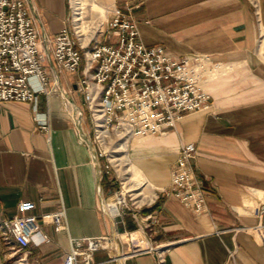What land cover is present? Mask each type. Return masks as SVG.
Instances as JSON below:
<instances>
[{
    "label": "crops",
    "instance_id": "obj_1",
    "mask_svg": "<svg viewBox=\"0 0 264 264\" xmlns=\"http://www.w3.org/2000/svg\"><path fill=\"white\" fill-rule=\"evenodd\" d=\"M96 1L110 11L130 7L145 45H160L178 56L205 55L211 64L203 82L212 98L209 108L185 113L166 134L128 146L133 183L141 180L144 191L155 193L140 210L141 216L156 219L147 230L153 244L167 246L168 264H264V243L240 230L258 222L264 226V214L259 220L253 213L264 204V0ZM27 2L40 28L49 73L36 110L31 102H0V216L17 215L20 204L29 201L36 203L32 213L39 218L65 210L68 227L59 232L41 221L42 233L25 251L6 243L0 232V264H22L23 253L28 264H64L76 240L111 235L114 249L93 256L94 262H104L123 252L119 238L127 243L125 231L143 228L129 212L123 224L105 212L117 177L105 175V158L90 143L91 121L80 90L85 74L61 70L51 53L50 41L72 27L71 0ZM31 82L40 87L35 78ZM36 114L48 121V132L39 127ZM186 143L196 145L193 167L207 194L201 213L158 192L169 186L171 168ZM107 202L122 201L112 196ZM113 264H157V257L145 252Z\"/></svg>",
    "mask_w": 264,
    "mask_h": 264
},
{
    "label": "built area",
    "instance_id": "obj_2",
    "mask_svg": "<svg viewBox=\"0 0 264 264\" xmlns=\"http://www.w3.org/2000/svg\"><path fill=\"white\" fill-rule=\"evenodd\" d=\"M72 22L71 28H62L50 41L51 53L61 70L73 73L82 70L85 74L80 90L85 95L91 121L93 133L90 143L98 156L105 158V175L112 172L113 165L102 143V134L111 145L126 141L129 146L135 139L166 134L175 128L185 113L210 107L211 94L203 87L206 80L204 71L211 65L209 58L205 55L178 56L163 46L145 45L140 40L130 7L127 11L121 8L110 11L106 21V42L91 38L82 44L74 25V14ZM43 44L36 16L27 0H0V102H31L36 110L38 93L46 91L44 83L49 73L43 65ZM33 78L40 87L32 85ZM34 119L42 130L49 131L47 120L39 118L38 114ZM100 129L103 133L99 132ZM196 155L194 143L183 144L171 168L169 186L158 192L173 195L201 213L206 208L207 194L193 167ZM118 192L113 191L104 201L105 212L122 224L125 213L129 212L139 229L144 231H125L127 243L119 238L123 252L99 263L93 261V256L99 250L114 249L116 244L112 236L76 240L77 246L66 254L64 264H113L119 258L145 252H155L157 264H168L167 246L153 244L147 232L150 222H156V219L151 215L141 216L142 205L132 208L123 201L110 206L108 199L117 196ZM35 204L22 202L17 215L9 218L0 216L2 238L15 245L18 251L27 250L34 238L42 233L41 221L53 224L59 232L68 227L65 210L42 214L39 218L32 213ZM253 213L261 220L264 204L253 208ZM240 230L251 233L264 243L261 222L240 227ZM84 242L86 245L82 248ZM234 254L232 250L230 257ZM19 260L28 264L24 253Z\"/></svg>",
    "mask_w": 264,
    "mask_h": 264
},
{
    "label": "rangeland",
    "instance_id": "obj_3",
    "mask_svg": "<svg viewBox=\"0 0 264 264\" xmlns=\"http://www.w3.org/2000/svg\"><path fill=\"white\" fill-rule=\"evenodd\" d=\"M72 3V9L74 14V25L76 30H78V34L80 36V40L83 44V42H88L89 39L93 38V40H98L101 42H106L105 40V30L107 28V18L109 16L110 10L107 8L104 11L98 7H95V5H102L96 0H71ZM80 12V15L77 13ZM78 15V16H77ZM81 17L80 21H77V17ZM100 24H102V28L98 31ZM39 27V26H38ZM40 30V28H39ZM94 31H97L96 36H94ZM116 39L114 38L113 41ZM262 49L264 50V44L262 46ZM104 138V137H103ZM102 143L105 142L104 147L108 150L107 157L110 159L112 167V173H114L115 177V183L113 185L114 191H119L117 194V198H119L122 202L126 201L128 206L135 208L140 205L144 208L150 201H144L140 202V199L142 198V195L136 194V192L144 191L143 185H138L133 188L129 187L125 181L127 180L126 176H130L131 171L126 172V168H130V165L128 164V161L126 164H122V160L118 159V161L114 160V158H119L125 156L128 152V144L126 141H119L115 145H111L108 140V138L103 139ZM125 145V152L121 151V147ZM112 160V161H111ZM121 163V165H120ZM123 166V167H122ZM134 173V171H133ZM136 173H134L135 175ZM138 178L145 179V177L142 174H136ZM147 183H145L146 185ZM113 193V192H112ZM111 195V194H110ZM125 243V242H124Z\"/></svg>",
    "mask_w": 264,
    "mask_h": 264
},
{
    "label": "bare ground",
    "instance_id": "obj_4",
    "mask_svg": "<svg viewBox=\"0 0 264 264\" xmlns=\"http://www.w3.org/2000/svg\"><path fill=\"white\" fill-rule=\"evenodd\" d=\"M103 2V1H102ZM95 7H98V8H100V9H102L103 11L105 10V9H107V7L106 6H104V5H95ZM78 15H80V12L79 13H77ZM77 15V16H78ZM76 16V17H77ZM77 19V21H80L81 20V17H77L76 18ZM102 28V24H100V26H99V29H98V31L100 30ZM96 33H97V31H94V36H96ZM79 35V34H78ZM80 37V36H79ZM83 44H86V42H83ZM263 44H264V41H263V43H262V46H263ZM262 48V47H261ZM102 130L100 129L99 130V132H101ZM102 133H103V131H102ZM105 136L106 135H101L100 137H101V140H102V138L103 139H106L105 138ZM103 141V140H102ZM103 144H105V142H103ZM121 151L122 152H125V145L123 144V146L121 147ZM118 159L120 160V162H121V160H122V164H126L127 163V161H128V154H126L125 156H123V157H119V158H114V160H116V161H118ZM129 164V163H128ZM120 165H121V163H120ZM123 167V166H122ZM125 171L126 172H129V171H131L130 170V168L128 167V168H126L125 169ZM127 178V180L125 181V183L129 186V187H131V188H133V187H135V186H138L141 182V180H136L137 182L136 183H133V180H134V177L133 176H126ZM136 194H140V195H142V198L140 199V202H144V201H150V200H152L153 198H154V195H155V193L154 192H147V191H139V192H136ZM145 203V202H144Z\"/></svg>",
    "mask_w": 264,
    "mask_h": 264
},
{
    "label": "trees",
    "instance_id": "obj_5",
    "mask_svg": "<svg viewBox=\"0 0 264 264\" xmlns=\"http://www.w3.org/2000/svg\"><path fill=\"white\" fill-rule=\"evenodd\" d=\"M104 180H106V178H104Z\"/></svg>",
    "mask_w": 264,
    "mask_h": 264
}]
</instances>
